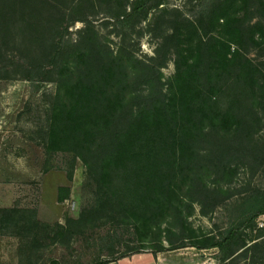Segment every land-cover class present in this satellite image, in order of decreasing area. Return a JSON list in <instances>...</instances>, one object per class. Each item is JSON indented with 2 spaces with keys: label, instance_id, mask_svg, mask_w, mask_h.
Segmentation results:
<instances>
[{
  "label": "rangeland",
  "instance_id": "1",
  "mask_svg": "<svg viewBox=\"0 0 264 264\" xmlns=\"http://www.w3.org/2000/svg\"><path fill=\"white\" fill-rule=\"evenodd\" d=\"M223 1H210L213 10L203 29L196 24L191 30L183 20L198 12L202 0H152L135 27L121 30L98 11L101 0H53V6L50 0H0V208L15 210L0 214V264H155L158 258L161 264H220L219 249L204 245L219 241L239 204L264 189V166L256 157L244 153L202 169L205 175L192 192L172 195L170 212L141 225L105 193L80 158L48 150L47 113L57 83L26 79L25 66L49 63L50 24L65 11L89 21L70 27L83 51L117 54L125 48L147 63L159 58L160 83L156 78L150 86L155 90L166 91L177 61L191 59L199 39L211 35L230 43V55L240 50L264 71V0ZM174 28L188 43L166 40ZM251 108L243 111L256 110ZM257 112L248 139L264 150V117ZM233 247L229 264H264V215Z\"/></svg>",
  "mask_w": 264,
  "mask_h": 264
},
{
  "label": "trees",
  "instance_id": "2",
  "mask_svg": "<svg viewBox=\"0 0 264 264\" xmlns=\"http://www.w3.org/2000/svg\"><path fill=\"white\" fill-rule=\"evenodd\" d=\"M202 1L193 17L183 18L191 30L196 24L203 29V22L207 26L212 0ZM151 2L101 0L98 11L114 27L129 30ZM84 18L61 11L50 24L49 63L25 66L26 79L57 83L47 113L50 152L80 158L105 193L141 225L170 212L172 195L192 192L205 175L202 169L225 165L244 153L264 166V150L248 139L257 110L264 117V71L244 53L230 55V43L218 36L200 38L195 55L177 61L167 90H155L150 86L156 78L160 83L159 58L147 63L125 48L117 54L83 51V43L70 37V27L76 20L88 21ZM240 31L234 28V36ZM168 38L188 43L180 39L179 29ZM8 65L2 63L7 74ZM249 107L256 110L247 114L243 110ZM199 150L207 154L200 156ZM14 211L0 208V214ZM235 212L221 239L204 245L219 249L220 264H229L238 235L264 215V189L252 192ZM32 213L35 218L36 211Z\"/></svg>",
  "mask_w": 264,
  "mask_h": 264
},
{
  "label": "crops",
  "instance_id": "3",
  "mask_svg": "<svg viewBox=\"0 0 264 264\" xmlns=\"http://www.w3.org/2000/svg\"><path fill=\"white\" fill-rule=\"evenodd\" d=\"M137 261H135L134 263L132 264H143V263H136ZM155 264H161V259L158 258L157 261H155ZM197 264H201V263H197Z\"/></svg>",
  "mask_w": 264,
  "mask_h": 264
}]
</instances>
